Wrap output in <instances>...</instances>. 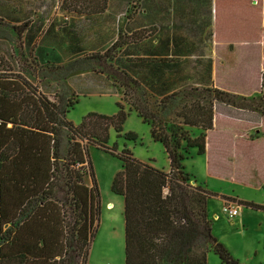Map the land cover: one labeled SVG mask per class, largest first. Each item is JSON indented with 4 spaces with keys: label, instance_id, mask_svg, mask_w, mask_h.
I'll return each instance as SVG.
<instances>
[{
    "label": "trees",
    "instance_id": "16d2710c",
    "mask_svg": "<svg viewBox=\"0 0 264 264\" xmlns=\"http://www.w3.org/2000/svg\"><path fill=\"white\" fill-rule=\"evenodd\" d=\"M73 6L67 7L82 12ZM95 7L101 12L105 2ZM28 25L13 29L22 35ZM126 40L120 33L105 51L82 53L53 72L41 68L39 76L63 80L54 94L44 92L22 68L0 61V264L88 263L101 206L89 147L115 155L116 149L107 145L109 129L120 134L131 110L164 147L170 169L139 160L129 148L116 154L122 168L112 191L125 202L126 264H206L210 252L220 264H243L214 236L208 199L221 196L256 210L264 205L193 185L184 161L192 148L206 153L216 108L264 116V71L255 105L254 98L216 87L191 86L158 98L112 63ZM83 70L106 73L124 96L115 114L93 112L74 124L66 115L78 99L69 95L64 81ZM172 106L178 125L165 120ZM195 129L198 134L192 133ZM125 136L136 138L134 133Z\"/></svg>",
    "mask_w": 264,
    "mask_h": 264
},
{
    "label": "rangeland",
    "instance_id": "374dc122",
    "mask_svg": "<svg viewBox=\"0 0 264 264\" xmlns=\"http://www.w3.org/2000/svg\"><path fill=\"white\" fill-rule=\"evenodd\" d=\"M82 1L85 3L80 4ZM87 1L0 0V61L3 58L4 62L16 69L22 68L24 74L31 81L40 85L44 92L54 94L59 91L63 80L44 78L36 73L41 68H47L53 72L54 66H63L71 59L68 56L69 53L64 51L65 46L63 47V29L67 23V18H64L63 14L65 11L70 12L68 7L72 8L73 5L79 6V9L86 12L94 10L95 4H87ZM26 21L29 23L28 30H25L22 35H18L13 29L14 25L23 24ZM251 23L249 14H247L245 27H252L254 23ZM6 34L7 38L4 37ZM262 59L264 61V50ZM82 81L80 78L74 81L73 86L77 93L67 85L66 80L64 81L69 88V95H79L78 102L66 115L67 120L79 124L83 117L89 113L113 115L117 112V102L120 100L118 91L111 88L108 91L101 90L97 93H82L84 92L82 89L87 90L91 87L88 84L79 87L81 85L79 82ZM114 85L120 86L115 82ZM244 96L250 99L254 98L255 101L251 103L255 105L260 96V89L255 94ZM72 98L75 99L76 95H73ZM175 110L177 107L172 106V114L165 119L168 124L175 121V124L178 125V118L174 115ZM232 112L241 114L234 109ZM253 116L255 117V115ZM257 116L260 118L258 120L259 127H257L259 130L253 132H250V123L245 124L244 127V124L236 120L233 123H228L220 119L218 121L219 130L210 134L209 163L206 153L199 155L196 149L192 148L190 156L184 161L185 170L210 191L237 193L251 198L263 197L264 116ZM224 127L226 128L224 129ZM149 128L150 126L136 114L130 113L120 134L112 127L109 129L107 145L116 149L115 155L96 146L89 147L90 160L100 190L101 206L99 223L91 244L87 264H126L125 202L122 195L112 191L113 180L122 168V161L116 154L124 148H129L139 160L160 169H169L167 153L160 142L150 138ZM228 129L231 131H226ZM129 133H134L136 138H127L125 135ZM198 133L197 130L196 134ZM233 135H237V138H233ZM257 138H259L257 141L251 142ZM208 164L211 168L209 172ZM261 179H263V183L261 182L262 184L258 186ZM197 182L191 180L193 185H196ZM87 183L90 184L89 178H87ZM237 206L240 215L244 210L247 211L246 208H250L255 214L250 212L251 214L246 217L248 212L245 213L243 222L240 224L236 220L237 215L234 219H230L224 212L221 196L210 197L208 214L212 221L213 234L241 263L263 264L264 239L259 233L261 229L257 223L256 213L258 211L243 204ZM206 264H220V260L213 252H210Z\"/></svg>",
    "mask_w": 264,
    "mask_h": 264
},
{
    "label": "crops",
    "instance_id": "0c3cea01",
    "mask_svg": "<svg viewBox=\"0 0 264 264\" xmlns=\"http://www.w3.org/2000/svg\"><path fill=\"white\" fill-rule=\"evenodd\" d=\"M103 1L105 7L101 12H96L95 7L88 12L65 11L63 14L67 18L63 47L70 58L82 53L105 51L121 33L127 40L112 63L128 72L158 98L191 86L216 87L240 95L259 91L264 71V0H88L87 4L97 5ZM247 14L251 24L254 23L248 28L245 27ZM132 35L136 38H131ZM78 78L83 80L79 87L91 85L90 89H82V93L112 88L119 92L120 100L124 96L122 88L114 85L106 73L83 70L71 74L66 83L75 92L73 84ZM232 111L231 107L215 110L214 128L207 133L208 163L210 134L219 130L220 119L228 123L236 120L244 127L250 123V132L259 130L260 118L256 113ZM130 113L139 117L134 110ZM197 130L192 133L196 134ZM150 138L153 140L151 134ZM210 169L208 164V172ZM218 193L264 205V196L251 198L237 193ZM225 202L241 205L237 200L223 199V206ZM246 210L235 216L240 224L245 213L248 212L246 217L255 214L250 208ZM257 211L259 233L264 239V210Z\"/></svg>",
    "mask_w": 264,
    "mask_h": 264
},
{
    "label": "built area",
    "instance_id": "2783aa9c",
    "mask_svg": "<svg viewBox=\"0 0 264 264\" xmlns=\"http://www.w3.org/2000/svg\"><path fill=\"white\" fill-rule=\"evenodd\" d=\"M223 210L230 219H233L239 212L238 206L231 202H225Z\"/></svg>",
    "mask_w": 264,
    "mask_h": 264
}]
</instances>
